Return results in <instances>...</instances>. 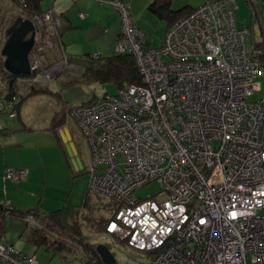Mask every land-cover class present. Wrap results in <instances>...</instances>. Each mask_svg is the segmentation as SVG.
<instances>
[{"label": "built area", "instance_id": "1", "mask_svg": "<svg viewBox=\"0 0 264 264\" xmlns=\"http://www.w3.org/2000/svg\"><path fill=\"white\" fill-rule=\"evenodd\" d=\"M16 1L18 16L35 26L30 77L49 81L71 66L67 56L46 69L34 52L62 50L64 21L54 8L30 14L27 0ZM99 4L118 15L114 51L134 57L143 82L69 110L90 147V189L121 203L106 232L152 253V264H264V99H251L264 65L253 31L237 24L236 0L194 8L168 26L159 47L127 2ZM17 101L2 100L10 117ZM25 177L22 168L6 169L13 183ZM152 182L166 198L136 195ZM25 220L35 223V213ZM0 258L38 264L35 254L2 243Z\"/></svg>", "mask_w": 264, "mask_h": 264}, {"label": "crops", "instance_id": "2", "mask_svg": "<svg viewBox=\"0 0 264 264\" xmlns=\"http://www.w3.org/2000/svg\"><path fill=\"white\" fill-rule=\"evenodd\" d=\"M46 1L47 5L44 6ZM123 1L130 5L135 23L147 36L146 28L148 25H146L145 20L149 18V15H153L154 18L158 17L148 9L149 5L154 0ZM207 1L210 0H172L171 8L173 10H180L186 6L196 8ZM260 4L263 6L262 9H258V14L260 16L259 18H261V24H264L263 18L261 17L262 10L264 14V0H260ZM250 6L253 8L252 2H250ZM5 7H7V4ZM41 8L44 12L36 13L43 14L47 10L54 8L65 24L64 32L62 34V50L49 52L46 49L39 48L34 52V54H43L42 58L46 63L45 68H52L59 65L63 61L64 55H83L87 53L103 55V52L106 50H109L110 52L114 50L115 42L118 39L121 30V24L118 15L109 5H100L99 0H43ZM81 12H85L88 15L85 18H81L79 15ZM253 15L255 16V18L253 17V21L255 20L257 22L258 18L256 13L254 12ZM1 24L2 21H0V33ZM168 26L169 25L166 26V29ZM251 30L253 31V29ZM101 35H106V37L101 38ZM7 39L8 36L5 35V38L2 37L0 41H7ZM105 39L108 41L101 42V40ZM148 42L151 45L149 39ZM2 50L3 48H0V56L3 59L4 55L2 54ZM31 55L32 54H30V57ZM2 59L0 62L5 60ZM70 65L77 67L82 73V69L79 65ZM81 73H78L77 76H80ZM1 88L6 90L2 91ZM0 89V203H9L17 209L26 211L33 209L40 215H44L45 213L59 209L63 206H81L75 205L77 198L76 195H78V193L73 197V190L68 192V194L64 186L60 185V182H64L65 178L70 182H74L75 185V177L83 173V170L86 168L81 159L83 169L78 171L75 170L71 158L67 153L61 135L63 134L62 130L66 127L71 132L72 140L75 142L80 156L79 146L74 139L66 118L63 120L61 126H53L55 112L49 129H47V135H41L43 134L40 132L42 127L36 128L35 125H32L29 119L24 118L26 104L29 97L33 96L34 93H32L15 111L16 116L10 117L9 115V117H7L8 120H6L2 116V111L4 110L2 109V100L3 97L10 92V89L7 87L5 74H2L1 69ZM34 90H31L28 93ZM44 137L49 140V144L44 143ZM44 146H50L55 149L57 155L54 159H51L46 155L43 150ZM90 161L91 157L89 155V167ZM89 167L88 171L90 170ZM7 168H22L26 171V177L18 183H13L5 178ZM88 184V186H90V182H88ZM11 221L13 223L20 222V220L9 221L7 231L0 236V243L12 245L26 255L35 254L38 259V264H72L71 262L73 260H80L71 258L70 260L63 261L59 255H54L53 252L47 250L45 247L37 248L29 241V236L31 234L30 226H27L24 230L21 229L23 231L17 229L13 238H10L8 236L11 229L10 225H13L10 224ZM41 249H44L47 254L41 252ZM0 264H5L1 258Z\"/></svg>", "mask_w": 264, "mask_h": 264}, {"label": "rangeland", "instance_id": "3", "mask_svg": "<svg viewBox=\"0 0 264 264\" xmlns=\"http://www.w3.org/2000/svg\"><path fill=\"white\" fill-rule=\"evenodd\" d=\"M0 21H2L0 39L5 38L6 29L10 27L20 12V5L15 0H0ZM237 8L235 9V17L237 24L240 27H248L253 29L255 34L256 42L259 44L257 47L258 52L264 51V24H261V18H259L258 9H262L260 4V0H236ZM250 2L253 3V8L250 6ZM7 4V7L5 5ZM47 5V1L44 6ZM259 5V6H258ZM257 16V22L254 20L253 15L254 12ZM261 17L263 18L264 23V14L262 10ZM2 19V20H1ZM147 26L146 33L147 37L152 46L159 47L163 44L167 22L164 19L154 18L153 15H149V18L145 20ZM254 24V25H253ZM101 38H105L106 35H101ZM107 42L108 40H101V42ZM6 41H0V48L2 49ZM114 53L115 51H111ZM109 50L104 51L103 55L111 54ZM36 57H40L42 59V65L45 68L46 63L42 58V55L36 54ZM0 56V60H1ZM4 59V58H3ZM2 59V60H3ZM5 61V60H4ZM60 63V62H59ZM65 67V68H64ZM64 68V69H63ZM48 69V67L46 68ZM55 76L49 81H32V77H17L15 80V88L19 93L25 95L29 91L43 88L47 89L46 91H38L33 94L32 97H29L26 104V112H24V118L29 119L32 125H35L36 128L42 127L40 130L41 135L46 136L49 129V126L52 122V117L54 113L58 110H62V115L65 116L69 128L73 133L74 139L79 146L80 156L83 160L86 168L83 170L84 172L75 177L74 182H70L65 178L64 182H60L61 186L67 190V193L73 190V197L76 195L75 205H81L83 201L84 192L86 189H90L88 186V182L91 181V173L88 171V160L90 155V147L84 135V132L77 122L76 119L69 116V110L73 107L87 104L91 101H96L105 93H115L117 89L111 84H102V83H87V82H78L71 83L70 80H74L77 78L78 73L81 71L78 70L77 67L74 66H61V68L56 69ZM78 72V73H77ZM259 90L256 92L251 99H264V75L259 77ZM7 83V82H6ZM2 89V88H1ZM0 89V90H1ZM6 89H2L4 91ZM3 106V105H2ZM3 109V108H2ZM24 110V109H23ZM6 111V112H4ZM2 116L6 119L9 117V111L3 110ZM44 143L49 144V140L45 139ZM44 152L51 159H54L57 155L55 149L50 146H44ZM138 197L143 199H164L166 195L158 182H152L148 185H144L139 187L135 191ZM69 194V193H68ZM72 197V198H73ZM92 203L98 202H108L110 199L107 197L99 196L96 193H91ZM104 212L103 210H101ZM105 213V212H104ZM16 222V221H15ZM18 222V221H17ZM10 225V233L9 237L13 238L15 231L25 229L27 227L26 223L22 221L18 223H13L11 221ZM21 230V231H23ZM96 237V236H95ZM94 241L97 243L106 244L112 253L115 255L116 263L115 264H152L153 263V254L147 251H139L127 245L126 242L119 241L112 235L108 233L99 234ZM41 252H47L44 249L40 250ZM57 260V259H56ZM72 264H83L81 260H73Z\"/></svg>", "mask_w": 264, "mask_h": 264}, {"label": "trees", "instance_id": "4", "mask_svg": "<svg viewBox=\"0 0 264 264\" xmlns=\"http://www.w3.org/2000/svg\"><path fill=\"white\" fill-rule=\"evenodd\" d=\"M42 1L27 0V13L44 12L41 8ZM171 1L154 0L148 9L159 18L164 19L167 25L188 15L194 9L186 6L180 10H173L171 8ZM63 32L64 29L62 34ZM258 45L255 39L253 47L254 54L264 65V51L258 52ZM67 58L69 64L79 65L82 69L81 75L71 80L68 84L96 82L111 84L117 90L124 89L132 84H143L136 61L129 53L120 54L114 52L108 55L98 54L97 56L87 53L83 55H67ZM3 64L4 61H1L0 69L2 70V74H5L7 87L10 89V92L3 99H17L18 101L14 106L15 111L30 94L47 90L38 88L25 95L19 94L15 88V80L17 77L8 73L4 69ZM93 102L95 101L87 104ZM62 112L61 109L56 111L53 118V126L57 127L62 125L63 120H65ZM91 193V189L85 191L83 202L79 207L63 206L44 215L38 214L33 209L26 211L13 206L10 208L6 203H0V236L7 231L10 220H20L26 223L27 226H30L31 234L29 241L37 248L45 247L47 250L53 252L54 255H59L63 261L76 258L83 261L84 264H105L97 252L96 247L99 243L95 242L94 238L106 232L107 224L115 216L121 203L114 199L105 203L97 201L94 205L91 200ZM96 194L102 196L101 194ZM30 212L35 213V223H30L25 220L26 214Z\"/></svg>", "mask_w": 264, "mask_h": 264}, {"label": "water", "instance_id": "5", "mask_svg": "<svg viewBox=\"0 0 264 264\" xmlns=\"http://www.w3.org/2000/svg\"><path fill=\"white\" fill-rule=\"evenodd\" d=\"M34 31L35 26L33 22L25 20L22 17L16 18L13 24L6 30L8 39L2 50V54L6 57L3 65L5 70L15 77L31 74L30 53L35 44ZM62 132V140L65 143L74 169L77 171L83 169V163L77 146L72 140L71 132L67 127ZM96 249L105 264L116 263L115 255L106 244L99 243Z\"/></svg>", "mask_w": 264, "mask_h": 264}, {"label": "flooded vegetation", "instance_id": "6", "mask_svg": "<svg viewBox=\"0 0 264 264\" xmlns=\"http://www.w3.org/2000/svg\"><path fill=\"white\" fill-rule=\"evenodd\" d=\"M31 35V34H30Z\"/></svg>", "mask_w": 264, "mask_h": 264}]
</instances>
